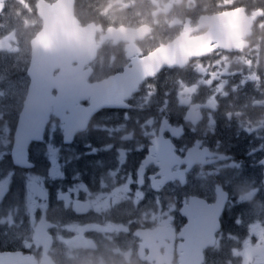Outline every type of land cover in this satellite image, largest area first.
Instances as JSON below:
<instances>
[{
	"label": "flooded vegetation",
	"instance_id": "1",
	"mask_svg": "<svg viewBox=\"0 0 264 264\" xmlns=\"http://www.w3.org/2000/svg\"><path fill=\"white\" fill-rule=\"evenodd\" d=\"M9 1L6 54L28 29L19 17L2 25ZM57 2H28L37 25L24 81L44 25L37 5ZM99 3L72 0L74 20L62 13L66 29L41 46L52 103L21 166L12 153L26 88L9 126L0 264H264V0L173 4L158 24L142 19L153 0H135L127 28Z\"/></svg>",
	"mask_w": 264,
	"mask_h": 264
},
{
	"label": "water",
	"instance_id": "2",
	"mask_svg": "<svg viewBox=\"0 0 264 264\" xmlns=\"http://www.w3.org/2000/svg\"><path fill=\"white\" fill-rule=\"evenodd\" d=\"M3 0H0L2 2ZM39 17L43 20V29L38 33L30 43L31 46V62L27 69V77L29 84L27 87V95L25 108L20 112L17 127L14 132L13 144V161L17 166L25 163L26 148L31 141H40L42 139L43 130L47 122V117L44 110L51 107V99L48 97V85L55 84L50 74L43 73L40 77V72H45L43 65L40 64L39 52L41 46L43 51L51 48V39H54V34L62 29H66L61 15L66 13L68 16H63V20L67 23L74 20L72 15V0H58L56 4L45 5L38 4ZM62 38V37H60ZM57 39V38H55ZM92 92L99 93V85L91 89ZM100 98L95 96L93 102L94 109H100ZM34 119V120H33ZM81 125L80 129H83ZM74 132H71L73 135Z\"/></svg>",
	"mask_w": 264,
	"mask_h": 264
},
{
	"label": "rangeland",
	"instance_id": "3",
	"mask_svg": "<svg viewBox=\"0 0 264 264\" xmlns=\"http://www.w3.org/2000/svg\"><path fill=\"white\" fill-rule=\"evenodd\" d=\"M29 0H10L7 11L5 13V24H10L15 18L19 17L25 21L23 25L17 24L19 28L24 30L25 24L28 25L27 31L17 33L14 36L12 45L10 46L9 54H6L0 48V150L6 144L9 134V126L17 119L19 113L20 101L22 100L25 88L28 86V79L24 81L22 76V54L24 53V44L26 43V36L31 34L37 25L29 24V21L35 20L31 18ZM36 21V20H35ZM7 29H0V43L6 34ZM24 81V82H23Z\"/></svg>",
	"mask_w": 264,
	"mask_h": 264
},
{
	"label": "clouds",
	"instance_id": "4",
	"mask_svg": "<svg viewBox=\"0 0 264 264\" xmlns=\"http://www.w3.org/2000/svg\"><path fill=\"white\" fill-rule=\"evenodd\" d=\"M135 0H100L98 14L106 15L114 24L117 26L123 25L124 27H129L127 22L126 10L130 4H133ZM140 3L147 2V0H139ZM36 3H39V0H36ZM173 4L176 9L181 11H192L197 4H202L205 8V11L211 5V0H161V2L157 5L155 4V0H153V7L147 15L143 16L142 19L151 24L160 23V19H163L167 22L169 17V12L172 10ZM37 17H39V10H36ZM137 16L141 14L139 12L136 13ZM149 17L151 20L149 21ZM159 17V18H158ZM42 20V18H40ZM37 21L32 20L29 21V24H34ZM28 25L26 24L25 27ZM99 27H103L102 25H98ZM139 26L137 25V29ZM106 34V31H105ZM251 35V33H249ZM138 39H144L143 36L138 37ZM246 43H251V41H246Z\"/></svg>",
	"mask_w": 264,
	"mask_h": 264
}]
</instances>
